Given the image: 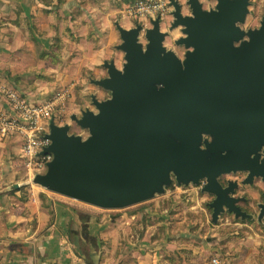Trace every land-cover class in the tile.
<instances>
[{"label":"water","instance_id":"95a60500","mask_svg":"<svg viewBox=\"0 0 264 264\" xmlns=\"http://www.w3.org/2000/svg\"><path fill=\"white\" fill-rule=\"evenodd\" d=\"M216 1L206 8L202 0H171L170 30L181 27L175 42L183 55L166 45L170 31L160 17L148 27L117 21L123 65L107 59L108 75L92 80L111 95L92 94L96 109L71 115L87 137L72 132L71 122L51 117V143L39 154L52 153L53 159L32 183L120 209L164 193L175 181L205 180L202 191L217 195L213 222L226 206L246 218L222 198V192L232 198L233 181L222 190L219 177L247 171L243 183L264 180V158L258 160L264 150V15L258 27L245 29L251 0Z\"/></svg>","mask_w":264,"mask_h":264},{"label":"rangeland","instance_id":"374dc122","mask_svg":"<svg viewBox=\"0 0 264 264\" xmlns=\"http://www.w3.org/2000/svg\"><path fill=\"white\" fill-rule=\"evenodd\" d=\"M180 1L186 3L187 0ZM202 1L206 8L214 7L217 3L216 0ZM185 11L188 12L189 8L185 7ZM263 15L264 0H251L250 12L243 27H258ZM116 20L119 19H114L109 28L103 30L100 42L87 40L78 45L72 40L63 43L68 50L66 56L58 55L55 49V57L51 58L45 55V50H40L37 68L32 66L29 68L31 72L19 75L21 79L18 84L36 95L37 99L54 94L63 87L70 88L64 118L66 123H72V132L85 137L89 131L74 122L71 115H81L86 108L96 109L92 94L100 99L111 95L109 90L96 85L92 80L108 75V69L104 66L107 59L115 58L119 67L123 65L125 53L117 47L122 37L116 27ZM172 20L173 16L162 21V28L170 31V37H167L165 43L183 55L184 47L175 42L183 33L181 27L170 30ZM135 23L130 18V27ZM141 39L146 42L144 32ZM26 47L23 45L22 50L25 51ZM104 48V53H101L99 50ZM84 49L87 57L82 55ZM23 165L24 180L32 189V196L39 192V188L45 189L54 197L63 199L65 206L75 211L86 210L106 219L104 223L108 225L105 228L112 231V234L109 238H102V241L103 244H109V249H114L119 264H130V247L134 250L146 249L148 253L157 255L158 264H264V219H241L222 214L218 222H213L212 210L208 205L211 196L202 191V184L174 183L164 193L151 199L125 208L104 209L29 182L31 176L25 160ZM263 188L264 183L259 182L258 185H245L242 190L251 201H259L261 198L257 193L263 191ZM136 262L141 264L138 259Z\"/></svg>","mask_w":264,"mask_h":264},{"label":"crops","instance_id":"0c3cea01","mask_svg":"<svg viewBox=\"0 0 264 264\" xmlns=\"http://www.w3.org/2000/svg\"><path fill=\"white\" fill-rule=\"evenodd\" d=\"M133 2L0 0V85L27 94L34 101L50 97L53 93L37 99L18 84L20 74L31 72L32 66L37 68L40 50L51 58L55 49L58 55L66 56L63 43L100 42L103 30L114 19H119L115 24L119 21L130 27V18H134L125 10ZM23 45L27 46L25 51ZM85 52L82 55L87 57ZM4 105L0 91V107ZM21 146L17 134L0 133V264H119L114 249L102 241L112 234L105 228L106 219L86 210L75 211L45 189L39 188L32 196L24 180ZM136 259L141 264L159 263L157 255L130 247V264H137Z\"/></svg>","mask_w":264,"mask_h":264},{"label":"built area","instance_id":"2783aa9c","mask_svg":"<svg viewBox=\"0 0 264 264\" xmlns=\"http://www.w3.org/2000/svg\"><path fill=\"white\" fill-rule=\"evenodd\" d=\"M173 11L171 0H134L125 10L126 14L144 27L151 26V20L160 17L170 19ZM70 88H61L42 101H34L27 94L0 85L5 105L0 107V133L3 136L17 134L21 141L22 155L32 178L36 173L46 172L52 153L39 154L50 145V119L55 116L64 124Z\"/></svg>","mask_w":264,"mask_h":264},{"label":"flooded vegetation","instance_id":"af4514ba","mask_svg":"<svg viewBox=\"0 0 264 264\" xmlns=\"http://www.w3.org/2000/svg\"><path fill=\"white\" fill-rule=\"evenodd\" d=\"M168 37H170V36H168ZM263 158H264V150L261 151V155L258 157V160L260 163H262ZM247 176H248L247 171H237V172L222 174L219 177L220 188L222 190L224 188L228 187L230 185V182L233 181L232 185L234 188V192H232V191L229 192V195L231 193L232 198L229 196L223 195V192L221 193L222 198L228 200L230 204H233L234 206H238L243 211L248 213L246 218H243L242 216L236 217V213L229 211V209L226 206V209L222 214H230L235 218H241V219L257 218L256 220L260 221V220L264 219V213L262 214V217L260 218V214L262 213L261 204L264 203V188H263V191H261V192L258 191V193H257V196L261 199L259 201H251V199L248 197L246 192H244V190H242V187L245 185H248V184L249 185H258L259 182L264 183V180L261 177L255 176L251 183L245 184V183H243V181ZM174 183H177V182L175 181ZM205 183H206V181L202 182V187L204 186ZM213 187H215V186L213 185ZM208 194L211 196V200L208 202V205H209V208H211L212 215H213L214 208L212 206V202L217 198V195L214 193H208Z\"/></svg>","mask_w":264,"mask_h":264},{"label":"trees","instance_id":"16d2710c","mask_svg":"<svg viewBox=\"0 0 264 264\" xmlns=\"http://www.w3.org/2000/svg\"><path fill=\"white\" fill-rule=\"evenodd\" d=\"M171 186H169L168 188H170Z\"/></svg>","mask_w":264,"mask_h":264}]
</instances>
